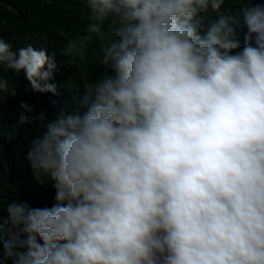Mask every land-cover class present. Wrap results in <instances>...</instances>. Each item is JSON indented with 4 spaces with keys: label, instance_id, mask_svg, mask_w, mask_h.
<instances>
[{
    "label": "clouds",
    "instance_id": "obj_1",
    "mask_svg": "<svg viewBox=\"0 0 264 264\" xmlns=\"http://www.w3.org/2000/svg\"><path fill=\"white\" fill-rule=\"evenodd\" d=\"M226 2L84 0L64 53L83 60L108 34L99 64L114 74L31 142L55 203L12 202L5 218L0 188V264H264V3L238 0L240 49L225 18L204 35L192 23ZM5 68L57 94L55 57L0 34V103L15 95Z\"/></svg>",
    "mask_w": 264,
    "mask_h": 264
},
{
    "label": "trees",
    "instance_id": "obj_2",
    "mask_svg": "<svg viewBox=\"0 0 264 264\" xmlns=\"http://www.w3.org/2000/svg\"><path fill=\"white\" fill-rule=\"evenodd\" d=\"M244 11L238 0H229L218 12L209 9L208 13L194 17L192 23L204 35L211 22L225 18L235 30V38L242 49L247 33ZM88 16L84 0H0V34L12 50L31 45L54 56L57 65L53 78L47 81L56 85L55 95L34 92L23 72L3 69L4 79L15 91V95L5 92L0 103V188L5 218L7 205L12 202L29 207H51L55 203L53 182L43 174L38 179L27 159L31 142L42 136L47 124L62 112L86 111L81 104L86 88L103 76L114 74L111 68L99 64L102 49L111 39L108 34L104 40L92 37L83 60L64 53L69 40L85 34ZM24 104L32 111H25ZM21 116L28 117L27 122L20 123ZM5 264H12V261L6 260Z\"/></svg>",
    "mask_w": 264,
    "mask_h": 264
}]
</instances>
